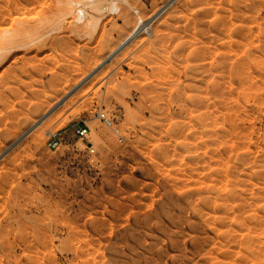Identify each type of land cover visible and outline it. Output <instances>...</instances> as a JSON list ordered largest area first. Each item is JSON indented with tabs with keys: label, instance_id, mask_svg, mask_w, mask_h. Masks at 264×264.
Wrapping results in <instances>:
<instances>
[{
	"label": "rangeland",
	"instance_id": "374dc122",
	"mask_svg": "<svg viewBox=\"0 0 264 264\" xmlns=\"http://www.w3.org/2000/svg\"><path fill=\"white\" fill-rule=\"evenodd\" d=\"M66 1L0 0V264H264V0Z\"/></svg>",
	"mask_w": 264,
	"mask_h": 264
},
{
	"label": "bare ground",
	"instance_id": "6f19581e",
	"mask_svg": "<svg viewBox=\"0 0 264 264\" xmlns=\"http://www.w3.org/2000/svg\"><path fill=\"white\" fill-rule=\"evenodd\" d=\"M76 1V0H75ZM75 1H66L67 3H69V5H70V7H71V12H68L67 14H66V16H73L75 13L77 14H80V15H82L84 18H90L91 17V19H90V21H96V20H98L99 19V17H100V15H102V12L101 11H99V9H96L97 7H101V8H104V7H106L105 6V4L106 3H109V4H111L112 2H115V3H118V2H123V3H125V5H127L128 6V8L129 9H131L135 14V16H136V14H138V10H136V9H134V8H132L130 5H129V3L126 1V0H77L76 2ZM110 9H119V7H117L116 5L113 7V6H110ZM133 14V13H132ZM146 21L145 20H143L141 17H138V19H137V23H136V25L134 26V28H133V30H132V32H131V34L127 37V38H125L124 39V41L120 44V46L118 47V49H116V51H114L113 53H111V56L113 55V54H115L118 50H119V48H121L122 46H124L128 41H130V40H132L141 30H143V29H145L146 28V23H145ZM243 36V37H242ZM239 38H240V40H247V38L248 37H246V35H244V34H242V32L239 34ZM239 40V41H240ZM238 43H240V44H244V42L243 41H241V42H238ZM238 45V47H239V44H237ZM237 45L236 46H234V47H237ZM245 46V45H244ZM241 47H242V49H243V46L241 45ZM240 48V47H239ZM245 50V49H244ZM247 51V50H246ZM249 51V50H248ZM243 52V51H242ZM258 52V51H257ZM247 53V52H246ZM243 54V53H242ZM245 54V53H244ZM260 54V53H259ZM247 56V55H246ZM109 58V57H108ZM257 58H260V55H258V57ZM257 60V59H256ZM233 65V64H232ZM231 65V67H232V69H238L237 71H238V73H237V75H238V77H239V81H240V83H242L243 82V70L245 69V62L241 59L239 62H237L236 64H234V68H233V66ZM231 67H230V70H231ZM228 69V68H227ZM233 70V71H234ZM229 74V73H228ZM233 74H236V70H235V73H233ZM235 76V75H234ZM228 79V78H227ZM224 81H225V79H224ZM223 81V82H224ZM226 81H228V80H226ZM225 81V82H226ZM218 82V81H217ZM218 84V83H217ZM223 84V83H222ZM226 85V84H225ZM226 86H231V85H229V83H228V85H226ZM225 86V88H227L228 89V87H226ZM240 86V85H239ZM214 87H216V86H214ZM218 87H222V85H221V82H219V84H218ZM232 87V86H231ZM222 88H224V87H222ZM225 88H224V90H225ZM221 92H222V90H221ZM224 93H226V92H224ZM38 125H39V123H38ZM40 136V135H39ZM38 141V140H37Z\"/></svg>",
	"mask_w": 264,
	"mask_h": 264
},
{
	"label": "built area",
	"instance_id": "2783aa9c",
	"mask_svg": "<svg viewBox=\"0 0 264 264\" xmlns=\"http://www.w3.org/2000/svg\"><path fill=\"white\" fill-rule=\"evenodd\" d=\"M87 131L82 130L81 128L77 129V134H79L80 137H86ZM61 145L60 139L57 134L50 133L49 134V140H48V147L52 149H56Z\"/></svg>",
	"mask_w": 264,
	"mask_h": 264
}]
</instances>
